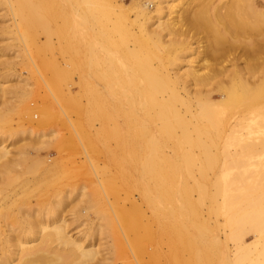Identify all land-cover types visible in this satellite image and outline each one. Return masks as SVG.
I'll return each instance as SVG.
<instances>
[{
  "label": "rangeland",
  "instance_id": "rangeland-1",
  "mask_svg": "<svg viewBox=\"0 0 264 264\" xmlns=\"http://www.w3.org/2000/svg\"><path fill=\"white\" fill-rule=\"evenodd\" d=\"M69 1L71 4L67 1L68 7L66 8L65 6H67V3L65 0H38L36 1L37 8L35 6V9L40 11L36 14V10L32 12V14L26 11V13L24 12L25 14H22L24 16H21V18L17 15L12 16V14L6 10V6L1 4L0 0V112L4 114L0 118V147H3L6 152L3 158H0V180L2 178L5 180L7 175V178L13 176L14 180L17 181L13 182V180L11 181L13 182L12 184L6 185L5 183H7V181L5 180L4 183L2 179V184H5L6 187L0 183V185L4 187L0 186L1 189H5L4 193L3 191L0 193L8 194L9 192L10 194L19 192V196L16 198L19 200L23 199L25 204L28 202L27 208L31 206L29 208L34 211L32 212L35 216L41 215L43 211L45 214L47 210L45 219H47V222H50L55 219L54 217L59 215L58 218L61 217L65 222V230L70 238H82L81 240L84 241V247L88 244L87 242L91 241L94 246V259L84 264H264V226L257 222L250 221H248V224L246 221L241 220L243 215L240 216V214L244 213V210L250 209L248 207H251V209L256 208V206L263 203V200L260 202L261 199L258 197V194H261L263 191V188H259V185L264 187V147L263 149L258 148L253 156H248L247 159L245 157V160L238 161L237 163L233 162L236 164L232 162H217L213 172L210 170L207 171V169L205 170L204 168V173L202 172V175L198 174L200 166L204 167L203 162H201L202 156L199 154L201 151H198V149L193 150L194 156L192 155V162L190 160L186 163H181L180 160H175V162L170 161L167 165L165 164L166 166L163 164L161 167L169 169L170 172L172 169H176L174 170L176 173L172 170V175L167 173L168 170L165 171V169H162L166 177L171 176L170 179L167 178V183L169 182L170 184L171 182V184H173H170L174 186L172 187V191L175 190V186L178 184L186 188L191 187L192 184L195 183V180L198 183L200 182V184L202 182L204 184L202 186H205V190H210L211 187L208 185V180L215 177V175L219 179L220 185L224 186L221 182L224 177L226 181L224 180L223 183H230L232 179L235 180L237 177L236 175L239 174V177L243 176L245 179L243 182L244 179L241 177L243 180L240 181H242L241 183L244 185L241 187L239 181L240 189L245 188L246 192H249L247 195L243 193L242 197L241 193L243 191L240 192L239 186L237 185L238 183H236L238 186H236L238 189L237 192L239 191L241 195H237L235 193L236 191L233 193L226 192L229 196L228 198L227 195L220 192L218 194L215 193L214 196L216 195V197H214V199L216 198L217 201L216 199L215 203L214 200L210 201L214 204L209 202L210 193H207V191H205L206 194L200 192V195L202 193V197L199 193L198 196L196 193L198 191L194 192L195 190L193 189L188 191L187 194L180 191L178 192L180 195H176L177 192H173V194L175 193V198L172 196V193V195L170 194L169 196H172L171 204L175 202L176 205H174L176 208L172 204V206L169 205L167 209V205L164 207V204L159 202L164 196L160 192L161 195L159 189H157L158 184L161 183V179L159 178L160 174L150 179L149 177H140L138 173H136L140 163L136 162L135 164H131L127 161L126 155L128 153L126 154V152L131 150V148H129L131 146H129L124 138L127 132L124 131L122 123H120L121 134L122 131L124 133L121 135L120 131L118 132L119 144L109 139L112 135V130H110L112 129L110 124L112 121L110 120L115 117L114 115L106 112L107 110L104 111L106 114L104 115L103 126L106 127V129L104 127L105 139L108 140L107 142L105 140L106 143H99L96 140L91 143V141L86 142V140H84L82 136H84L83 132L86 130V133H88V135H93L90 137L94 138L93 130L97 129L98 122L94 120L92 112L89 111L90 113H86L79 106L86 102L84 97L86 93L88 95V91L91 90V88L96 86V82L99 79L98 77H102L103 81H105L103 83V85H105L104 89L109 85L106 89L108 91L112 86L110 81L114 84V80H117V78L123 76L125 73L123 69L125 71L126 67L122 65L123 63L117 64L119 62H111L110 65V62H108L111 61L110 57L113 54L110 53L112 48L109 46V42L111 40L113 41L114 38L117 41L122 40L125 34L124 32L121 36H114L111 34L110 23L112 22H110V20L114 19L113 17L109 19V17L93 16L94 18L91 19L90 17L92 16H78L80 14L76 10L81 2L78 0ZM72 1H74L75 4L76 2L79 4H76V10L74 7L75 4ZM120 1L127 5L130 0ZM182 3L181 0H166L162 5L163 8L160 11L161 13H158L160 17L157 16L159 17V22H165L168 18H172L171 20H173V17L177 16V14L182 11V7H186ZM147 7L149 11H154V4H149ZM69 10L73 16L70 14ZM125 16H128L129 20L133 18L131 12H127ZM79 17H84L82 18L84 20L83 23H81V20V22L79 21ZM88 19L92 20V22H89ZM85 20L87 22H85ZM17 23L18 25L20 24L19 27L24 25L27 28V35L23 38L24 41H27L29 44L27 47H25L21 39L19 40V31L17 33L16 30L18 29L14 27V24L16 25ZM75 24L77 26L79 25V28H77ZM83 24L85 25L83 26ZM155 25L156 24H154L153 27ZM82 26L84 30H82ZM85 27H87V29H85ZM108 27H110V29ZM89 28L91 29L89 30ZM59 29H61V35L57 32ZM101 31L108 34L106 37L109 39L112 38L110 40L105 38V44L103 43L104 49L111 48L110 50L107 49V51H109L108 54L110 53L111 55L108 56L107 53L105 55L109 58L103 55V53L105 54L106 52H102L104 49L102 51L100 49L98 50L100 46L96 43L97 46L95 45V48H97V50L95 49L94 51V44L90 46L92 41L97 43L99 40L101 41V33L100 35L98 34ZM82 33H84V36ZM260 34V38L264 37V25ZM82 36L85 37V39ZM126 36L124 40V43H126L124 45H131V39L128 37L129 35ZM78 38L84 41H81V39L78 40ZM95 39L98 41H95ZM87 42L90 44L87 45ZM106 45H108L107 48H105ZM192 46H196V44H192ZM85 47H89L90 50L92 48L94 52H87L88 49L86 50ZM263 47L260 48L258 52V56L261 60H258V64L256 65L257 72H261L262 69H264V64L260 62L262 61L264 63ZM111 52H113V50ZM95 56H97L98 59H96L97 57ZM195 56L196 54L194 52H185L181 62L178 63L177 72H188L191 70L190 67L200 65L201 61H198V59L194 64L188 62V60ZM239 63H237V65L240 68L245 67V63ZM118 65H121V68ZM222 65H225L226 68L227 66L230 67L228 70H231L232 66L228 63L226 64L223 62ZM237 65L236 68H238ZM114 70L116 73V75H114H119L116 79L113 75L114 72L111 76V72ZM205 70L206 69H201L202 72ZM120 72H123V74ZM256 82L255 85L258 86V82ZM210 85L212 86H208L207 88H211L216 92L217 90L214 89L217 87V84L211 83ZM190 88L194 90V87ZM258 94L259 93H257V97L255 98V107H257L255 109L257 110H255L256 112L254 113L256 115L261 113L258 107H264V98H261V95ZM213 99H217V97ZM28 107L30 110L27 115V113H25V108ZM218 109L222 110L221 108ZM237 110H239L243 119H247V117L249 118L251 116V114L248 113L249 110L243 103ZM229 112L231 113V111ZM229 112L228 114H230ZM42 114H44L45 119L42 123H39ZM255 114L254 116H256ZM261 117L262 115L260 114L256 116L255 126L258 128L264 127V119ZM118 120L121 119L118 118ZM30 129L31 132L29 131ZM258 130L259 129H257V131ZM121 137L123 138V142ZM136 145L139 146V143L134 146L137 147ZM231 146L220 144V147L217 146L216 148H212L211 151L218 153L221 151V147H226L232 152L238 149L234 145ZM175 148H169L167 150L171 153ZM179 148L177 147L175 152H180L182 150V147ZM44 166H47V168L45 169ZM132 167L135 170L132 169ZM179 168L180 170L178 171ZM187 172H189V174ZM173 173L178 175L175 177ZM186 174L188 175L186 176ZM202 176H205L208 180L201 181L200 179ZM233 176L234 178H232ZM33 177L41 178L44 182H41L39 185L35 184L30 185V187H24L21 181ZM139 177L142 181L139 180ZM197 177L199 178L196 179ZM15 178H17V180ZM193 178L195 179L193 180ZM150 181L154 186L152 190L149 191L151 192V199L154 197V201L157 200L154 202L155 206L152 208L150 207L151 210L148 209L149 205L145 201V197L148 195L146 194L147 196H144V192H141L145 188L144 184ZM20 182L22 184H20ZM140 182L142 186H140ZM175 183L176 185H174ZM153 188L155 190H153ZM250 188H252L253 191H251L252 189ZM156 193L158 195H156ZM182 193H184L185 199L189 196L191 208L190 206L188 208L181 207V202L184 199ZM251 193H254L252 197ZM220 194H222V196H219ZM230 194H235L233 197L237 199L239 197L238 200L236 199L237 201L232 200V203L237 202V205L234 206L233 204L234 207L229 202L232 199V197L230 198ZM205 195L208 197L206 200H204ZM223 195L225 196L224 198H227V200L229 199V201L223 199ZM199 197L202 200L201 202L198 200ZM17 199L15 202L16 205L19 204ZM174 199L175 201L173 202ZM60 200L61 203L64 204L56 206ZM222 200L227 203L224 205ZM251 200L253 201L251 202ZM24 201H20V204L23 206L25 205L23 204ZM191 201H196L197 205L193 206L192 204L195 203ZM255 202L258 204L255 205ZM156 203L158 204L156 205ZM20 204L19 206L21 207ZM207 204L209 207L213 205V207L211 206L212 210L216 209V207L217 209L220 208L219 206L221 205H224L221 207L223 208L222 210H224L226 209V204L229 206V209L231 208L232 210L230 211L227 209L224 214L222 210L219 211V209H216L219 211L217 214L214 212L209 214L207 211L209 208L206 209L208 207ZM57 207L58 209H55ZM170 207L171 209L173 208V213H175L173 216L176 215L175 218L172 217L175 226L177 227V225H179V231L173 226V229L178 233L175 236L170 235L167 231L166 234L168 233V235L162 232L164 228H169L167 225L170 222V215L167 216V214L171 212ZM177 207L179 213H176L178 212ZM193 207L195 212L192 210ZM27 208L24 207V209ZM35 208L36 210H34ZM31 210L27 209V211L32 213ZM174 210H176V212ZM236 210L239 211L237 212ZM241 210L243 211L241 212ZM232 211H234V214ZM75 213H79L80 216H76ZM229 213L235 217L232 215L229 217ZM226 214L229 215L227 216ZM161 216L165 217L162 219ZM226 216L229 218H226ZM237 217V220H240L239 224L230 227L231 224H229V221ZM184 218L186 221H184ZM190 220L193 221L190 222ZM226 220L229 226L226 225ZM250 223L251 225L255 223V227L250 226ZM128 224L130 226H128ZM125 225L127 226L126 228H124ZM199 225L200 227H198ZM259 225L260 227H256ZM261 225L263 228H261ZM234 226L237 228L235 229ZM233 227L235 229L234 231H236L235 233L238 231L237 239H234V237H232L233 239L230 238V233H234ZM129 229H131V231ZM202 232L205 233L203 234ZM89 236H91L90 239H88ZM40 241L41 239H34L32 242L33 244H31L33 246L34 244L35 246L40 245ZM59 248L57 243H50L48 245V252L51 255L47 252L48 256L46 255L43 258H38L39 260L36 259L31 264H49L50 260L53 262V258H56L54 255L63 251V249ZM206 256H212L210 262L207 260ZM60 259H63V256ZM64 259V261L58 260V262L62 264H64V262L65 264H74L79 261L75 255H70L67 258L68 262L66 258Z\"/></svg>",
  "mask_w": 264,
  "mask_h": 264
},
{
  "label": "bare ground",
  "instance_id": "bare-ground-1",
  "mask_svg": "<svg viewBox=\"0 0 264 264\" xmlns=\"http://www.w3.org/2000/svg\"><path fill=\"white\" fill-rule=\"evenodd\" d=\"M36 1L38 0H1V4H4L6 6L5 7L6 10H8L12 14V16L17 15L18 17L19 16L21 17L24 16L22 14L24 12L26 13V11H28V13L31 12V14L35 10H36L35 14L40 11L38 9H35L37 3ZM67 1L69 2V4H71L69 0ZM67 1L65 0L66 3ZM78 1L81 2L80 3L81 6L76 2V4L79 5L77 7V10L75 7L77 5L75 4L74 1H72L75 4L74 5L75 10L80 14L78 16L81 15L92 16L90 17L91 19L94 18L95 16L97 17L103 16L105 18L109 17V19L113 17L114 19L110 20V22H112L110 23L111 34H113L114 36H121L123 32L125 34V37L122 38V40L117 41L113 36L114 40L113 41L111 40L109 42V46L113 50V52H111L112 50L110 51V53H113L112 55L110 53L108 54L109 51H107V49L108 50L111 49V48H107L108 45H106L105 47L107 49L103 48L104 39L108 38L106 37L108 34H105L101 31L98 34L100 35L101 33L102 38L100 39L102 42L100 40L98 42L99 44L94 41L91 42L90 46H93L94 44V48H93L94 51L95 49L97 50V48H95V45L97 44L100 46L98 50L100 49L102 51L104 49L102 52L106 51L105 54L103 53L104 56L106 55V53L108 54V56L111 55L110 57L111 61H108L110 62V65L111 62L112 63L119 62L117 64L123 63L122 65H124L126 69L125 71L123 69V72H125L124 74L123 72L122 73L120 72L121 74H123V76L120 77L119 75L115 76L116 75L115 70L111 72V76L112 73L114 72L113 75L115 74L114 75L115 79L116 77L119 78H117V80H114L115 81L114 84L110 81L112 86L108 91L106 89L107 86L109 85H107L106 89H104L105 85H103V83L105 81H103L102 77L101 78L98 77L99 79L96 82V86L91 88V90L87 88L89 90L88 95L86 93V96L84 97L86 102L83 103V105H80L79 107H81V109L86 113H90V112L93 113L94 115L93 118L98 122V127L97 129L94 128L95 130H93L94 138L90 137L93 135H88V133H86L87 130L86 131L84 130L85 131L83 132L84 136H82L84 140H86V142L91 141V143L94 140H96L99 143H104L105 140L107 142L108 140L105 139L106 127L103 126L104 125L103 119H104V115L106 114L104 111L107 110L106 112H109L112 115H114L115 117L109 114L110 116L114 117L112 118V120H110L112 121L110 122L112 128L110 130H112L111 131L112 135L109 137V139L113 140L115 143L116 142L118 143L119 141L118 132L120 131L121 134L120 123H122L124 126V131L127 132L124 138L129 144V146H131L129 147L131 148V150L127 149L129 151L126 152V154L128 153L126 155L127 157L126 156H122V157H126L127 161H129V163L131 164L132 163L135 164L136 162L140 163V166L136 172L140 177L143 178L149 177L150 179L160 174L159 178L161 179V183L158 184L157 189H159V193L161 192L164 196L159 202L164 204V207H166L167 205L166 207L167 209L169 205L172 206L173 204L174 207L176 205L174 202L175 199L173 200L174 203L171 204L172 196L175 198L174 196L175 193L173 194V192H177L176 195H180L178 194V192L180 191L187 194L188 191L193 189L195 190L194 192L198 191L196 192L197 195L198 193L200 195V192L202 193L204 192L206 194L205 191H207V193L208 192L210 193L209 202L214 200V203L216 199V198L214 199V197H216V195L214 196V194L215 193L218 194L219 192L227 195L226 192L233 193L236 191L235 193L237 195L242 194V197H243V193L247 195V193L249 192H246L245 188L240 189V185L241 187L242 185H244L241 183L242 181L240 180H243L244 177L240 175L243 178L242 179L241 177H239V174L236 175L237 177L235 178V180L232 179L231 182L229 181L230 183L227 182L228 184L226 182L223 183L225 180L224 177L223 181H221L222 184H224V186L220 185V181L216 177V175L213 178L211 177L212 179L210 180L206 179L205 176L204 177L202 176L200 180L201 181L208 180V185L211 187L210 190H205L204 188L205 186H202L204 184L202 182L200 184V182L198 183L195 180L194 181L195 183L193 182L194 184H192V186L188 188L179 186V184L176 185L175 183L174 184L176 185L175 190L173 189L174 191H172V187L174 186L171 185L173 184H171V182H170L171 185L169 184V182L167 183L168 181L167 178L170 179L171 176L166 177L164 175L165 172H162L163 171L162 169H165V167L162 168L161 166H163V164L167 165V163H169L170 161L175 162V160L176 161L180 160L181 163H186L190 160L192 162L194 156L193 150L198 149V151L199 150L201 151V153L199 154H201L202 156L201 162H203L204 167L200 166V168L199 167L197 168H199L198 174L202 175L204 168L205 170L207 169V171L210 170L211 172H213V169L217 162L237 163L238 161L245 160L244 159L245 157L247 159L248 156H253V154H255L258 148L263 149L264 127L258 128L255 125H256V116L258 114L262 115L261 118L264 119V107L258 105L261 108L260 109L258 107V109L261 110V113L257 112L258 114L256 115L254 112H256L255 110H257L255 109L257 108L255 107L256 106L255 98L257 97V93H259L258 95H261L260 96L261 98H264V69H262L261 72L256 71V65L258 64V60H261V58L258 56V52L260 51V48L264 46V37L260 38L261 35L260 32L264 25V0H181V2H183L182 4L185 5L186 7H182L183 8L181 9L182 11L179 14H177V16L173 17L174 18L173 20H171L172 18L170 19L168 18V20H165V22H159L160 16L158 13H161L160 11L163 8L162 5L166 0H130L127 5L123 4L120 0H78ZM149 4H154V11L148 10L147 6ZM65 7L66 8L68 7V3L67 6ZM127 12L132 13L133 18L131 20H129L128 16H125ZM82 18L84 17H79V21L80 20L82 21V22L80 21L81 23L84 22ZM86 20L85 22H87ZM79 21L78 23L80 24ZM90 21L92 22V20H89V22ZM85 24H83V26ZM154 24L156 25L153 27ZM19 25L18 23L16 25L14 24V27L15 29H18L16 30L17 33L19 31L18 33L20 36L19 40L21 39L25 47H27L29 44L27 41H24L23 39L27 35V28L24 25H21L19 27ZM83 26L81 27L82 30H84ZM76 27L79 28V25L78 26L76 25ZM110 27L108 28L110 29ZM85 29H87V27H85ZM90 29L91 28H89V30ZM57 32L59 35H61V29H59V31ZM83 34L84 33H82V35ZM126 35H129L128 37H130L131 39L130 40L131 45L129 44L124 45L126 43V42L124 43V40L127 37ZM83 38L85 39V37ZM79 39L81 38H78V40ZM81 41L84 40L81 39ZM95 41L98 40L95 39ZM89 42H87V45L90 44ZM192 44H196V46H192ZM87 49H88L87 52L93 51L92 48L91 50L89 47L86 48V50ZM187 51H189V53L194 52L196 54L194 58L188 60L190 64H194L197 59L198 61H201V63L196 67H190L191 70L188 72L184 71L182 73L181 72L178 73L177 72L178 70L177 68L179 66L178 63L181 62L184 53ZM96 59H98V57ZM223 62H225L226 64L228 63L233 68L231 67V70H228V68L230 67L227 66L226 68L225 65H222ZM239 62H243V64L245 63V67L240 68L237 65V63ZM260 62L264 64L262 61ZM217 64L220 66H218ZM236 65L238 68H236ZM118 66L121 68V65ZM201 69H206V70L202 72ZM109 79H108V83H109ZM256 81L258 82V86L255 85ZM211 83L217 84L216 87L217 89L216 88L214 89L217 90L216 92L213 91L211 88H207L208 86L210 87L212 86L210 85ZM190 87H194V90L191 89ZM214 97L215 98L217 97V99H213ZM242 103L249 110L248 113L251 114V116L249 118L247 117V119H243L239 110H237V108ZM218 108H221L222 110ZM29 110H30L29 107L25 108V113H27V115L29 113ZM229 111H231V113ZM228 112L230 114H228ZM254 114L256 116H254ZM3 115L4 114L0 112V118ZM44 117H45L44 114H42L41 118L39 119V123H42L44 121L45 119ZM118 118H120L121 120H118ZM255 128L259 130L257 131V129ZM29 131L31 132V129ZM123 133L124 132L122 131V134ZM121 139L123 142L122 137ZM138 143L139 146L136 145L137 147H135L134 145ZM220 144H223L225 146L234 145L238 149L232 152L231 150H228L226 147H221L222 149L218 153L211 151L212 148H216L217 146L220 147ZM175 147L176 148L182 147L181 148L182 150L180 152H175L176 150ZM169 148L171 149L175 148V150L173 151L171 150L172 152L170 151L171 153H169L167 150ZM5 153L6 152L4 151V148L0 147V158L1 157L3 158ZM44 168L46 169L47 166H44ZM170 168H174V167H170ZM132 169L134 168L132 167ZM172 170L170 172L169 169H165V171H167V173H170L171 175H172ZM179 170L180 168L178 169V171ZM174 173L176 172L174 171ZM174 173L173 175H175L176 177V175L178 174H174ZM187 173L189 174V172ZM188 174H186V176ZM199 177H197L196 179H198ZM232 178H234V176ZM2 179L4 183L5 180L7 181L8 184L5 183L6 185H9L10 183L12 184L13 182H17L14 180L13 176L11 178H7L6 175V179L5 180L4 178ZM2 179L0 180L1 184L3 183ZM15 179L17 180V178ZM194 179L195 178H193V180ZM139 180H141V178ZM239 181H240V185H239ZM244 181L245 179L243 180V182ZM21 182L23 183L24 187L25 186L30 187V185H35V184L39 185L41 184V182H44V180L41 178L33 177V178L23 179ZM21 182L20 184H22ZM236 183H238L237 185L239 187L236 185ZM140 186H142V184ZM236 186L240 189V192L243 191L241 194L239 193V191L237 192L238 189L236 188ZM1 187H0V192L3 191L4 193L5 192L4 191L5 189L3 190L4 187L2 189ZM144 187L145 188L143 190L141 189L142 190L141 192L142 193L144 192V196L148 195L147 197H145V201L149 205L148 209H150V207L152 208L155 206L154 202L157 201V200L154 201L155 200L154 197L151 199L150 196L151 192H149L150 190H152V187L154 186L153 183H151L150 181L145 183ZM261 187L263 188V191L261 192V194H258L259 195L258 197L261 199L260 202H262L263 200V203H261L259 206H256V208L251 209V207H248L250 208L249 210L251 211L244 210V213L240 214V216L243 215L241 220L246 221L248 224H249L248 221H250L255 223L257 222L264 226V187L259 185V188ZM153 190L155 189L153 188ZM251 191H253V189ZM184 193H182V195ZM202 193L200 195L201 197H202ZM170 194L172 196H169ZM222 194H220L219 196H222ZM253 194L254 193H251V197ZM156 195L158 194L156 193ZM207 195L204 196L205 198L203 197L204 200L208 198L206 197ZM234 195L235 194H232L230 196V198L232 197L230 201L229 199L227 200V198H224L225 197L224 195H223V199L229 201L232 204V206L233 204L235 206L237 205L236 204L237 202L232 203V200L235 201L237 199L236 197H233ZM18 196H19V192H13L10 194L9 192L8 194L0 193V264H31L36 259L43 258L44 256H46L49 253L48 245L53 242L57 243V245L61 249H63V251L55 254L54 255L56 257L55 259L52 257L53 262L52 260L50 261L48 260L49 264L51 263L62 264L58 262V260L64 261L65 260L64 258L67 259L70 255L71 256L75 255V257L79 260V261L77 260L78 262L74 264H84L85 262L94 259L95 252L93 248L94 246L91 243V241L87 242L88 244L86 245V247H84L83 246L84 241L81 240L82 238L72 239L67 235L65 230V226H66L65 222L64 220H62L61 217L58 218L59 215L56 216L57 218L54 217L55 219L53 221L47 222V219H45V217L47 216V212H46L47 210L45 211L46 215L44 214L43 211L41 212L42 213L41 215L35 216V214H33L34 211L29 208L31 206L27 208L28 202H26L27 204H25V201L23 199L19 200L16 198ZM184 196L185 195H183V198ZM188 197H186V199L184 198L183 201L181 200L182 201L181 207L188 208L190 206L191 203ZM16 199L17 202L19 201L18 202L19 204L20 201L21 202L24 201L23 204H25L26 206L25 205L23 206L22 204H20L21 207L19 206V204L16 205L15 204ZM198 200L200 202L202 201L200 197L198 198ZM223 201L224 200H222V203H224L225 205V203L227 202L225 201L223 202ZM252 201L253 200H251V202ZM191 202L193 203L194 201ZM194 203L195 204H192L193 206L197 205L196 201ZM210 203L214 204L213 202ZM61 204L64 203H61L60 200L56 206H61ZM157 204L158 203H156V205ZM254 204L257 205L258 203L255 202ZM224 205L219 206L220 207L218 208L219 211L223 209L221 207H223ZM211 206L213 207V205H210V207L208 206L206 208V209L209 208L207 210L209 214H212L213 212L217 214V212H219L217 211L218 210L217 207H216L217 210L213 208L216 211L215 212L214 210L211 209L212 208ZM24 207L31 210V212L32 211L33 212L30 213L29 211H27V209H24ZM225 207L226 209L222 210L224 214H225V210L227 209L230 211L232 210L231 208L229 209V206L227 204ZM55 209H58V207ZM172 209L170 207L171 212L168 211L170 212V214L166 213L167 216L170 215V222L168 221L170 225L169 224L167 225L165 223L167 226H169V228L168 227L164 228V230L161 231L165 232V235H168L169 233L170 235L175 236L176 234H178L176 230H178L179 225H177V227L175 226L173 218H175L176 215L173 216V214L175 213H173ZM193 209L194 207L192 208V210ZM34 210H36V208ZM174 211L176 212V210ZM177 211H178V207H177ZM236 211L238 212L239 210ZM242 211L243 210H241V212ZM232 212L234 214V211ZM176 213H179V211ZM77 215H79V213H77L76 216ZM231 215L232 214H230L229 217H231ZM165 216H161L162 219ZM227 216L226 218H229ZM237 219L238 217L233 218L231 219V221H229V224H231L230 227L232 225L236 226L237 224H239L240 220ZM184 221H186V219ZM187 221L189 222V219ZM192 221L190 220V222ZM225 223L226 225H228L227 220L225 221ZM255 223H253V225H251L250 223V226L255 227L254 225ZM262 225L261 228H263ZM128 226L130 225L128 224ZM173 226L176 227L175 228L176 230L173 229L174 228ZM126 227L127 226L125 225L124 228ZM198 227H200V225ZM234 227L232 228L233 231L237 228L235 227L234 229ZM256 227H260V225ZM129 230L131 231V229ZM166 231L168 232L167 234ZM235 232L236 231H234V233H230L231 234V236L229 235L230 238L234 237L235 239L236 237H238L237 234L238 231L237 233ZM90 238L91 236L88 237V239ZM34 239L35 240L41 239L40 245L35 246L34 244L33 246L32 242L34 241ZM49 255L51 254L49 253ZM62 256L63 259H60ZM212 256H208V257L206 256L209 262L211 261Z\"/></svg>",
  "mask_w": 264,
  "mask_h": 264
}]
</instances>
